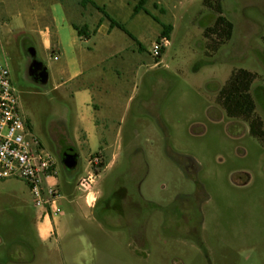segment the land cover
<instances>
[{
    "label": "rangeland",
    "instance_id": "rangeland-1",
    "mask_svg": "<svg viewBox=\"0 0 264 264\" xmlns=\"http://www.w3.org/2000/svg\"><path fill=\"white\" fill-rule=\"evenodd\" d=\"M180 1L162 64L152 67L156 60L140 52L144 67L116 124L120 148L89 192L78 180L98 143L75 138L77 110L52 89V55L34 37L8 40L0 28V62L21 114L56 161L63 197L57 236L43 240L25 183L0 182V264H264V140L216 102L232 72L253 73L264 131V0ZM218 6L233 32L212 51L204 30ZM36 62L50 74L46 82L31 76ZM68 145L78 155L71 171L62 164Z\"/></svg>",
    "mask_w": 264,
    "mask_h": 264
},
{
    "label": "crops",
    "instance_id": "crops-1",
    "mask_svg": "<svg viewBox=\"0 0 264 264\" xmlns=\"http://www.w3.org/2000/svg\"><path fill=\"white\" fill-rule=\"evenodd\" d=\"M138 1L0 0V28L8 40L24 39L31 43L28 38L34 37L41 49L49 53V60L52 55L55 62L52 89L75 105L78 143L88 147H97L98 143L96 152L88 154L84 176L90 172L87 161L92 155L101 157L99 171L112 164L117 155L121 125L116 124L128 110L139 72L144 67L140 52H148L162 37L163 26L171 27L169 44L175 30L180 0L151 3L146 0L143 9L134 12ZM148 3L160 19L148 13ZM111 20L126 32L111 25ZM76 27L84 29L85 36H80ZM142 39L148 43L146 48ZM165 49L152 67L162 64ZM46 72L48 80L50 74L47 69ZM66 148L77 154L72 146ZM55 183L59 190L57 180ZM69 196L73 198L72 191ZM97 198L98 193L94 192L92 203H86V207L93 209ZM62 200L60 197V205ZM62 219L63 216L56 223V230ZM37 226L40 238L46 240L50 223L37 222Z\"/></svg>",
    "mask_w": 264,
    "mask_h": 264
},
{
    "label": "built area",
    "instance_id": "built-area-1",
    "mask_svg": "<svg viewBox=\"0 0 264 264\" xmlns=\"http://www.w3.org/2000/svg\"><path fill=\"white\" fill-rule=\"evenodd\" d=\"M168 45V38L161 37L148 53L157 60ZM87 163L90 172L79 179L78 187L89 192L102 160L99 155H92ZM12 179L21 180L27 186L37 222L50 223L46 240L56 237L55 225L62 218L61 196L55 183L56 161L21 114L7 64L0 62V182Z\"/></svg>",
    "mask_w": 264,
    "mask_h": 264
},
{
    "label": "trees",
    "instance_id": "trees-1",
    "mask_svg": "<svg viewBox=\"0 0 264 264\" xmlns=\"http://www.w3.org/2000/svg\"><path fill=\"white\" fill-rule=\"evenodd\" d=\"M145 1L139 0L137 6L134 8V12L142 10ZM215 14L212 26L204 30V35L213 42V46L211 47L212 51L228 42L233 32L232 23L222 15L219 6L215 9ZM111 25L117 26L126 32L124 27L115 21L111 20ZM76 30L80 36H85L84 29L76 27ZM170 31V26H163L161 36L168 38ZM254 80L255 75L247 70L239 69L232 72L223 87L218 91L216 102L223 108L227 117L239 118L246 121L248 123L249 134L263 141V122L259 117L254 115L255 103L250 93V88Z\"/></svg>",
    "mask_w": 264,
    "mask_h": 264
},
{
    "label": "water",
    "instance_id": "water-1",
    "mask_svg": "<svg viewBox=\"0 0 264 264\" xmlns=\"http://www.w3.org/2000/svg\"><path fill=\"white\" fill-rule=\"evenodd\" d=\"M30 74L36 80H39L41 82L47 81L46 69L40 62H36V64L33 65ZM62 164L67 170H74L77 166V154L70 153L63 155Z\"/></svg>",
    "mask_w": 264,
    "mask_h": 264
},
{
    "label": "flooded vegetation",
    "instance_id": "flooded-vegetation-1",
    "mask_svg": "<svg viewBox=\"0 0 264 264\" xmlns=\"http://www.w3.org/2000/svg\"><path fill=\"white\" fill-rule=\"evenodd\" d=\"M70 153H72V151H68V153H67V154H70Z\"/></svg>",
    "mask_w": 264,
    "mask_h": 264
}]
</instances>
